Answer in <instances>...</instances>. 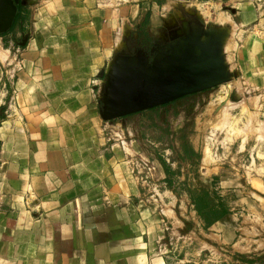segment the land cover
I'll return each mask as SVG.
<instances>
[{"label":"crops","instance_id":"obj_1","mask_svg":"<svg viewBox=\"0 0 264 264\" xmlns=\"http://www.w3.org/2000/svg\"><path fill=\"white\" fill-rule=\"evenodd\" d=\"M183 1L201 38L221 42L230 75L264 98V0H25L0 35V264L218 263L213 245L191 250L184 236L174 244L178 200L161 165L129 140L122 119L101 117L131 28L146 13L150 28L168 22ZM166 28L172 56L188 33Z\"/></svg>","mask_w":264,"mask_h":264},{"label":"rangeland","instance_id":"obj_2","mask_svg":"<svg viewBox=\"0 0 264 264\" xmlns=\"http://www.w3.org/2000/svg\"><path fill=\"white\" fill-rule=\"evenodd\" d=\"M182 3L184 7L178 4L166 19L192 34L197 27L194 14L185 8L189 3ZM168 22L159 19L151 28L147 23L143 34L132 27L124 40L127 47H121L125 51L117 48L116 55H121L115 58L122 56L147 67L164 63L172 49L164 37ZM231 49V44H223L226 56ZM259 94L233 73L216 86L110 119H122L124 129H130L129 140L134 139L151 161L161 165L163 182L178 200L173 209L174 244L179 245V237L184 236L191 250L198 242L213 245L217 264H264V98ZM158 179L154 174V181ZM199 194L207 202L203 213L196 208ZM184 195L189 204L182 213ZM220 206L226 212L218 217ZM215 223L221 226L210 230ZM222 228L226 236L234 235L229 244H221L218 236L210 234L222 233ZM236 239L249 245L244 247L248 249L232 248Z\"/></svg>","mask_w":264,"mask_h":264},{"label":"water","instance_id":"obj_3","mask_svg":"<svg viewBox=\"0 0 264 264\" xmlns=\"http://www.w3.org/2000/svg\"><path fill=\"white\" fill-rule=\"evenodd\" d=\"M19 5H25V0H0V35L9 31ZM203 32L200 27L187 32L183 46L166 56L164 63L147 67L123 57L116 59L107 75L102 119L122 118L226 82L230 73L221 42L201 38Z\"/></svg>","mask_w":264,"mask_h":264},{"label":"trees","instance_id":"obj_4","mask_svg":"<svg viewBox=\"0 0 264 264\" xmlns=\"http://www.w3.org/2000/svg\"><path fill=\"white\" fill-rule=\"evenodd\" d=\"M21 8H22V6L19 5L18 6V10L16 12V15L14 17V20H13V23H12L10 29L14 26L15 22L17 21ZM147 23H148V14L146 13V15L144 16L142 22L140 23V27L138 28V33H140V34L146 33L144 28H145V26H147ZM162 163L164 164V168H165L166 173H169L167 168H166L165 163L163 161H162ZM197 198H198V203L196 204V206H197L196 208L198 209V211L200 210V212L203 213V209H202L203 205H206L207 202L203 201L201 194L197 195ZM199 208H201V209H199ZM225 212H226L225 209H223L222 206H220V212H219V216L218 217H221V216L225 215ZM246 262H248V263L251 262L252 263L254 261L246 260Z\"/></svg>","mask_w":264,"mask_h":264},{"label":"bare ground","instance_id":"obj_5","mask_svg":"<svg viewBox=\"0 0 264 264\" xmlns=\"http://www.w3.org/2000/svg\"><path fill=\"white\" fill-rule=\"evenodd\" d=\"M223 42V41H222ZM221 46H222V44H221ZM225 62V61H224Z\"/></svg>","mask_w":264,"mask_h":264}]
</instances>
